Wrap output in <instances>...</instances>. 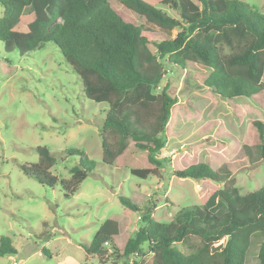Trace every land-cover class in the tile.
<instances>
[{
	"label": "trees",
	"instance_id": "16d2710c",
	"mask_svg": "<svg viewBox=\"0 0 264 264\" xmlns=\"http://www.w3.org/2000/svg\"><path fill=\"white\" fill-rule=\"evenodd\" d=\"M113 1L157 27L145 30ZM0 42L6 52L20 56L54 43L81 82L83 96L105 104L101 127L102 163L146 180L158 177L162 163L156 154L177 100L167 86L159 93L164 70L188 73L202 90L227 105L239 98L264 100V14L238 0H0ZM174 10V18L160 9ZM31 11L25 15L24 11ZM176 31L174 36L167 33ZM221 121L206 123L197 136L202 143H221ZM225 132V131H224ZM225 144H228L225 140ZM234 158L218 168L198 162L173 171L178 179L200 186L199 205L174 214L171 221L153 219L155 206L141 211L129 200L121 203L142 213V225L130 236H119V224L104 221L83 249L100 262L114 264H246L258 240V261L264 264V187L240 195L235 174L264 161V123L250 121ZM39 160L21 165L23 174L40 185H60L66 198L96 168V162L77 149L79 157L69 178L51 173L56 159L44 147ZM242 156V157H241ZM221 185L216 188L213 185ZM226 206L220 216L211 210ZM120 240V245L116 242ZM179 246L183 250L179 249ZM16 254L12 240L0 237V258Z\"/></svg>",
	"mask_w": 264,
	"mask_h": 264
},
{
	"label": "rangeland",
	"instance_id": "374dc122",
	"mask_svg": "<svg viewBox=\"0 0 264 264\" xmlns=\"http://www.w3.org/2000/svg\"><path fill=\"white\" fill-rule=\"evenodd\" d=\"M238 1L264 14V0ZM113 4L143 29L161 31L144 17ZM158 9L179 18L174 10ZM30 11L26 9L25 15ZM3 13L0 4V17ZM165 33L174 36L176 31ZM165 86L177 103L162 136L164 147L156 154L162 170L158 177L141 180L102 163L100 131L106 105L83 96L79 78L54 43L20 56L17 51L6 52L0 42V237L10 238L16 250L15 255L0 258V264H114L87 255L83 246L106 220L124 221L136 228L142 225V213L127 209L120 198L141 211L155 206L153 219L167 223L177 212L200 204V185L174 177L175 169L198 162L216 169L230 157L237 166L240 161L234 156L246 125L253 120L264 123L262 96L239 98L227 105L202 90L190 74L172 67L164 70L155 92ZM215 121H221L224 129L217 135L222 144L202 143L197 136L199 128ZM39 146L56 159L51 173L59 179L69 178V170L78 165L79 157L69 156L70 150L82 151L96 162V168L78 191L66 198L59 184L44 187L21 171V165L38 162ZM234 178L240 195L257 191L264 187V161L242 167ZM226 209L218 202L211 212L220 216ZM253 245L246 264H259L257 239ZM149 259L146 255L144 261Z\"/></svg>",
	"mask_w": 264,
	"mask_h": 264
},
{
	"label": "crops",
	"instance_id": "0c3cea01",
	"mask_svg": "<svg viewBox=\"0 0 264 264\" xmlns=\"http://www.w3.org/2000/svg\"><path fill=\"white\" fill-rule=\"evenodd\" d=\"M113 221H116V220H113ZM118 224H119V236L122 235V231H124V237H128L130 236V233H134L135 230H137L136 227L134 226H131L130 223H127V222H124V221H116ZM127 229H129V232L127 231Z\"/></svg>",
	"mask_w": 264,
	"mask_h": 264
},
{
	"label": "built area",
	"instance_id": "2783aa9c",
	"mask_svg": "<svg viewBox=\"0 0 264 264\" xmlns=\"http://www.w3.org/2000/svg\"><path fill=\"white\" fill-rule=\"evenodd\" d=\"M12 264H19V263L14 261Z\"/></svg>",
	"mask_w": 264,
	"mask_h": 264
}]
</instances>
